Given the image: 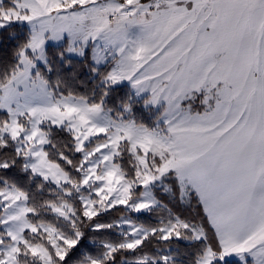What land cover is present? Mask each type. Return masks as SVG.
<instances>
[{"label": "snow or ice", "instance_id": "6c2138e0", "mask_svg": "<svg viewBox=\"0 0 264 264\" xmlns=\"http://www.w3.org/2000/svg\"><path fill=\"white\" fill-rule=\"evenodd\" d=\"M0 264H264V0H0Z\"/></svg>", "mask_w": 264, "mask_h": 264}, {"label": "trees", "instance_id": "16d2710c", "mask_svg": "<svg viewBox=\"0 0 264 264\" xmlns=\"http://www.w3.org/2000/svg\"><path fill=\"white\" fill-rule=\"evenodd\" d=\"M178 207V209H179V206H177Z\"/></svg>", "mask_w": 264, "mask_h": 264}]
</instances>
